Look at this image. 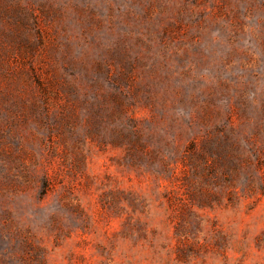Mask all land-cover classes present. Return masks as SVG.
Here are the masks:
<instances>
[{"label":"rangeland","instance_id":"1","mask_svg":"<svg viewBox=\"0 0 264 264\" xmlns=\"http://www.w3.org/2000/svg\"><path fill=\"white\" fill-rule=\"evenodd\" d=\"M0 264H264V0H0Z\"/></svg>","mask_w":264,"mask_h":264}]
</instances>
